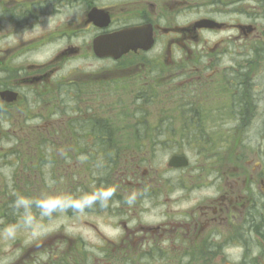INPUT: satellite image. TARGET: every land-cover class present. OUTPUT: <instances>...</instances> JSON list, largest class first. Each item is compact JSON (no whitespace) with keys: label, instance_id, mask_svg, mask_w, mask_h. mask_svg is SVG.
I'll use <instances>...</instances> for the list:
<instances>
[{"label":"flooded vegetation","instance_id":"1","mask_svg":"<svg viewBox=\"0 0 264 264\" xmlns=\"http://www.w3.org/2000/svg\"><path fill=\"white\" fill-rule=\"evenodd\" d=\"M98 44L150 48L100 58ZM43 97L47 113L33 115ZM17 106L29 124L66 117L68 130L30 137L75 144L92 171L78 191L116 194L86 209L102 221L76 216L94 241L59 227L50 248L10 264H264V0H0V123ZM249 126L257 135L243 140ZM164 135L200 142V164L94 175L103 144Z\"/></svg>","mask_w":264,"mask_h":264},{"label":"rangeland","instance_id":"2","mask_svg":"<svg viewBox=\"0 0 264 264\" xmlns=\"http://www.w3.org/2000/svg\"><path fill=\"white\" fill-rule=\"evenodd\" d=\"M73 64L74 63H72L71 65ZM68 68L69 66H67L66 69ZM164 97H166L167 99L166 95ZM44 98L48 99L47 97L42 98V102L39 107L32 109L33 115H35L36 113L45 115L47 113L48 110L47 106L43 101ZM212 103L213 101L209 102L208 108H212ZM21 107L22 106H17L13 109V115L15 116L12 122L13 125L10 126L6 122L0 123V153L1 151H11L16 152L18 154V156L16 155L15 157L16 161H14L16 162V165H14L12 160V162H8L9 159L6 158L5 160H3V157L0 156V203L5 200L4 198H7L3 191L7 190V187L9 189V185L12 183V181H14V179L18 182L19 185H23V182H25V177L23 176H25L26 174L24 173L26 169L28 170V172L32 173L29 174L30 176L34 173H37L33 171L32 168L34 167V154L32 153V150L34 146L35 150L37 149L36 145H38V143H33V141H36L38 139L32 138L30 136H36L35 134H43L44 131L48 132V130L53 133L57 127H60L61 130L62 128H65L67 130L69 129L65 126L64 123L66 117H55L51 116L50 114L48 119L41 126H39L41 123L29 124L23 119L27 110ZM38 109L40 111H38ZM167 113L168 111L165 110V115ZM163 114L164 113L162 111L157 114V116L155 117L157 120L156 123L160 122V119L163 120L161 118ZM162 122H164V120ZM219 125L220 123L211 122L208 125V129L210 131H213ZM254 129L255 128L252 127L247 131L243 129V132L241 131V136L243 140L247 138L248 133L250 134L251 140L255 139L257 133ZM61 134L62 133L56 135V139L59 138ZM162 140L163 139H159L158 142H143L140 144L119 143L118 145L122 147L123 155H125L126 159L128 158L127 161L129 163L132 162L130 157H133L138 153V148H142L143 151H151L149 152V154L142 153V161H144V159L146 158L148 159L147 163L149 165L153 164V166L155 167L162 168L167 167L168 159L172 154L171 152L173 151V149H176L178 147L176 142L164 143L162 142ZM45 144L46 146L44 147V149H47L49 153L55 152L56 157L54 160L49 159V161H45L43 166L40 167L41 171L31 176L32 180H41L45 182L47 184V186H44L46 187V189L49 188L50 183L53 182H56V186L58 188L62 187L63 185L64 187H66L68 185V182H70V178H72L73 176L78 177L79 180H82L80 183H85L86 185H89V183L91 182V170L88 168L85 172L80 171V163H78V161L81 159H78L77 155H75L79 152L75 144L57 141L52 144ZM185 149L187 150L186 152L189 154L190 159H192L193 165L200 164L199 160H201V157L197 155L191 145L187 146ZM18 160L20 161L19 163H17ZM104 166L106 165L104 164ZM16 168H18L17 171H19L17 178H15L16 175L14 173ZM93 169L95 170V176H98V174H101L102 172L100 164H98L96 167H93ZM53 172L57 174L56 180H53L55 178H50V173L53 174ZM65 174H69L70 177L66 176V179L63 180V176H65ZM62 183L64 184L62 185ZM40 187L44 188L43 185H40ZM62 195H66L65 192H63ZM16 211L14 212V215H16L17 219H9L8 221L7 219L3 220L1 218L2 209H0V263L10 264L8 262L12 261V255L15 254H18L22 261H29L31 257H34L40 252H42L45 247H49L47 245L50 244L46 241V239L52 234V232L57 227H60L62 229L64 228L65 230L69 231H82L86 236L91 237V239L88 240L94 241L96 235L93 234L91 229H88L90 235L86 234L87 232L85 229H79L80 226L76 222L78 220L76 216H84L86 217V219H93L95 222L103 220L102 217L96 218V216H93V218L91 216L92 214L89 215L90 213L86 212V209L83 212L76 213L74 209L69 208L65 211L55 212L50 217L41 218L39 215H33L39 214V210L35 212L36 208L33 207L32 211L30 212L31 217L33 218L32 226L27 227L21 223L23 213L20 211ZM133 215L137 216L138 213L134 212ZM74 216L76 218H74ZM42 241H44V243H42ZM16 259L19 260L18 257L14 258V260ZM93 259L98 258L93 257Z\"/></svg>","mask_w":264,"mask_h":264},{"label":"trees","instance_id":"3","mask_svg":"<svg viewBox=\"0 0 264 264\" xmlns=\"http://www.w3.org/2000/svg\"><path fill=\"white\" fill-rule=\"evenodd\" d=\"M38 135H41V134H38ZM33 143H38L37 146V149L35 150V146L32 150V153L34 154V159H33V162H34V167L33 168V171L35 172H40L41 171V168L43 166V164L45 163V161H49V159H52L54 160L55 159V152H51L49 153L47 151V149H44V147L46 146L45 143H54L53 141H49L48 139H41V140H38L36 142H33ZM103 145H109L110 147V151L111 152H106L109 158V160L111 159V162L114 161V159L117 157V151H118V143L116 142H112L110 144H103ZM3 158V160H5L6 158L9 159L8 162H12L14 163V165H16V155L18 156V154L16 152H11V151H8V152H3L1 151L0 153ZM20 155V154H19ZM18 159V158H17ZM12 160V161H11ZM20 161L18 160L17 163H19ZM95 165H98V164H101V160L99 159H95ZM114 164H112L113 166ZM30 168V169H32ZM18 168H16V170L14 171L15 173V178H17V175H18V172L17 171ZM105 169L103 166H101V170ZM43 170V169H42ZM53 171V170H52ZM25 176V182H23V185H19L18 182L14 179V181H12V183L9 185V189L8 187L6 188L7 190L3 191V193H5L6 197L7 198H4L5 200L2 201V203H0V209H2V213H1V218L4 220V219H7L9 221L10 220H16V215H14V212L16 211L15 207H14V201L16 200V198L18 196L20 197H27V198H32V199H40V198H43L45 196H50L54 193L56 194H62L63 192H65V194L67 196H75V195H78L80 192H86V190H83V188L81 187V191H78V185H77V181H76V178L75 176H73L72 178H70V182L68 183H76L75 186L71 189H67L68 191L65 190L64 188V183H62V187H57L56 186V182H53V183H50L49 185V188L46 189V187L44 186H47V184L41 180H35L34 179L32 180L31 176L37 174V173H34L33 175H29V174H32L31 172H28V170L26 169V171H24ZM43 174V172H42ZM56 176L57 174L53 172V174L50 173V178L53 179V180H56ZM66 176H69V174H65V176H63V180L66 179ZM19 177V176H18ZM70 177V176H69ZM79 180V179H78ZM41 181V182H40ZM66 183V182H65ZM40 185H43L44 188H41ZM56 186V187H55ZM67 188V186H66ZM77 191H78V194H77ZM69 209H72V208H69ZM32 211V209H31ZM38 209H36L35 212H37ZM17 212V211H16ZM13 218V219H12Z\"/></svg>","mask_w":264,"mask_h":264},{"label":"clouds","instance_id":"4","mask_svg":"<svg viewBox=\"0 0 264 264\" xmlns=\"http://www.w3.org/2000/svg\"><path fill=\"white\" fill-rule=\"evenodd\" d=\"M116 194L114 186L105 185L95 188L91 191L80 192L75 196H67L61 194H52L40 199H32L18 196L14 201V207L17 211L23 213L21 223L27 227L32 226L31 209L35 207L39 210L41 217H50L53 213L65 211L72 208L77 212H83L85 209L99 205L102 208L108 207L109 201ZM135 200V195L127 198L126 202L131 204Z\"/></svg>","mask_w":264,"mask_h":264},{"label":"water","instance_id":"5","mask_svg":"<svg viewBox=\"0 0 264 264\" xmlns=\"http://www.w3.org/2000/svg\"><path fill=\"white\" fill-rule=\"evenodd\" d=\"M138 47V46H137ZM135 47V48H137ZM129 50V47H122V46H104V45H96L95 46V51L97 55L99 56H114V57H119L122 55L124 52ZM4 96H6V99L8 101H12L17 97V93H12L11 91H7L3 93ZM188 161L185 157H180V156H174L172 157L170 161V165L173 166H184L187 165Z\"/></svg>","mask_w":264,"mask_h":264}]
</instances>
